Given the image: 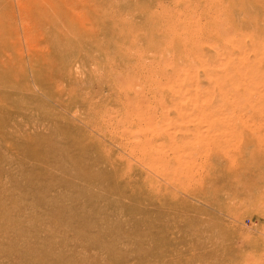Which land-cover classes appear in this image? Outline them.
<instances>
[{
    "label": "rangeland",
    "instance_id": "1",
    "mask_svg": "<svg viewBox=\"0 0 264 264\" xmlns=\"http://www.w3.org/2000/svg\"><path fill=\"white\" fill-rule=\"evenodd\" d=\"M0 264H264V0H0Z\"/></svg>",
    "mask_w": 264,
    "mask_h": 264
},
{
    "label": "bare ground",
    "instance_id": "2",
    "mask_svg": "<svg viewBox=\"0 0 264 264\" xmlns=\"http://www.w3.org/2000/svg\"><path fill=\"white\" fill-rule=\"evenodd\" d=\"M33 249V248H32ZM24 262H26V261H24Z\"/></svg>",
    "mask_w": 264,
    "mask_h": 264
}]
</instances>
